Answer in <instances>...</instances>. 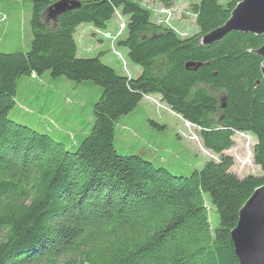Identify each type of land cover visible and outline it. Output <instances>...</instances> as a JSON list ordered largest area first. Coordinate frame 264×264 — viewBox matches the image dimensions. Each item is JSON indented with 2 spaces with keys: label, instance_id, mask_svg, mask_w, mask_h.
<instances>
[{
  "label": "trees",
  "instance_id": "trees-1",
  "mask_svg": "<svg viewBox=\"0 0 264 264\" xmlns=\"http://www.w3.org/2000/svg\"><path fill=\"white\" fill-rule=\"evenodd\" d=\"M59 1L0 0L30 8L31 34L28 51L0 53V264H238L230 233L240 208L264 187V79L254 53L264 35L200 41L241 0L189 4L186 15L197 32L185 38L155 22L141 0H68L74 6L53 20L47 10ZM179 1L156 0L171 11ZM116 14L125 30L115 47L139 67L136 78L103 64L102 52L76 57V28L105 32L112 20L118 23ZM21 78L39 90L41 80L63 78L98 97L87 94L85 103L71 105L53 89L40 93L34 115L40 133L8 119ZM146 97H158L195 126L215 158L183 177L140 155L117 153L116 124ZM70 121L75 125L59 127ZM235 133L254 138L259 175L231 171L227 152ZM207 205L217 216L213 228Z\"/></svg>",
  "mask_w": 264,
  "mask_h": 264
},
{
  "label": "rangeland",
  "instance_id": "rangeland-1",
  "mask_svg": "<svg viewBox=\"0 0 264 264\" xmlns=\"http://www.w3.org/2000/svg\"><path fill=\"white\" fill-rule=\"evenodd\" d=\"M194 2L196 0L179 1L173 7V17L169 22V26L182 38L189 37L197 32L193 19L186 15L188 5ZM141 5L151 10L152 19L155 22L163 21L165 18L163 15L159 16L161 7L156 0H141ZM4 16L7 17V22H0V53L28 51L31 41L30 8L18 3H11L9 6L0 5V19H3ZM117 33L118 23L115 20L109 23L107 31L100 33L89 25L78 26L74 34L76 57L91 59L102 52L100 60L103 64L111 67L119 75L136 78L140 74L139 67L130 64L125 51L115 47L117 39L112 42L107 38L108 36L114 37ZM114 52L120 54L126 65V70L123 69V62L118 57L116 58ZM47 75L48 73L44 76L47 77ZM25 82L26 79L24 78L17 82L15 105L8 113V119L40 133H43L42 127L34 117L37 108L35 104L37 95L53 89L58 97L66 100L71 105L78 104L80 99L85 103V96L87 94L91 95L90 89H78L77 84L68 82L63 78L56 79L51 83L46 79L41 80L44 85L40 90L34 87L35 81H30V85H26L27 82ZM94 88L99 89L98 87ZM90 97L96 99L98 96L91 95ZM57 111L54 115L57 114ZM88 113L90 117L89 108L86 111V114ZM86 118L84 117L82 120ZM82 120L78 118L76 122ZM150 122L164 128L157 130L151 126ZM73 125H75L74 122L70 121L69 124L61 123L59 127L64 130L66 127ZM197 135L198 130L196 128L187 127L180 117L171 113L160 103L158 97H146L135 110L122 117L116 124L114 147L120 155H140L150 161L155 168H164L172 175L187 177L193 171L200 170L203 163L208 160V156L203 153L205 149H203ZM177 136L181 139H178ZM245 136L247 138L234 135L232 137L234 145L227 152L234 160L231 171L238 177L260 174L256 166L244 162L248 159L247 150L251 151V146L255 143L252 136L248 134ZM246 144L249 145L248 148H246ZM207 206L210 226L213 228L217 224V216L213 212V208L210 205Z\"/></svg>",
  "mask_w": 264,
  "mask_h": 264
},
{
  "label": "water",
  "instance_id": "water-1",
  "mask_svg": "<svg viewBox=\"0 0 264 264\" xmlns=\"http://www.w3.org/2000/svg\"><path fill=\"white\" fill-rule=\"evenodd\" d=\"M73 6L74 2L61 0L48 8L47 12L51 19L56 20L57 16ZM230 33L263 36L264 0H241L229 19L221 27L204 35L200 43L209 46L220 42ZM254 53L262 59L260 72L264 79V44ZM221 108L224 109V105ZM230 240L238 264H264V187L254 190L240 208Z\"/></svg>",
  "mask_w": 264,
  "mask_h": 264
},
{
  "label": "built area",
  "instance_id": "built-area-1",
  "mask_svg": "<svg viewBox=\"0 0 264 264\" xmlns=\"http://www.w3.org/2000/svg\"><path fill=\"white\" fill-rule=\"evenodd\" d=\"M159 11H160L159 12V16L160 15L165 16V18L163 19L162 22L169 26V22H170L171 18L173 17L172 11L171 10H165V9H160ZM116 17H117V20H118V30L119 31H118V33L114 37H112V36H108L107 37L112 42H114L115 39H117L120 36V34L125 30V26H124V23L122 21V18L118 14H116ZM114 55L116 56V58L118 57L121 60V62H123V60H122V58H121V56H120L119 53L114 52ZM125 66H126L125 63L123 62V69L124 70H126V67ZM184 123L186 124L187 127H194V128H196L195 126H193V125H191V124H189L187 122H184ZM235 135H240L241 137L247 138V136H245L247 134H244V133H235ZM196 141H198L197 138H196ZM248 147H249V145L246 144V148H248ZM252 147L253 146H251V151L250 150H247L248 151L247 152L248 159L247 160H244V162H249V163H251L253 165V163H252ZM203 153H204V155L208 156V158H210V159H214L215 158L212 155V153L209 152V151L203 150Z\"/></svg>",
  "mask_w": 264,
  "mask_h": 264
},
{
  "label": "crops",
  "instance_id": "crops-1",
  "mask_svg": "<svg viewBox=\"0 0 264 264\" xmlns=\"http://www.w3.org/2000/svg\"><path fill=\"white\" fill-rule=\"evenodd\" d=\"M7 22V17H6V20L4 21V23H6Z\"/></svg>",
  "mask_w": 264,
  "mask_h": 264
}]
</instances>
